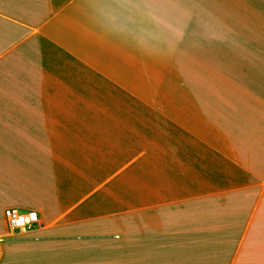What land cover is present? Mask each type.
Here are the masks:
<instances>
[{"label":"crops","instance_id":"1","mask_svg":"<svg viewBox=\"0 0 264 264\" xmlns=\"http://www.w3.org/2000/svg\"><path fill=\"white\" fill-rule=\"evenodd\" d=\"M0 264H264V0H0Z\"/></svg>","mask_w":264,"mask_h":264},{"label":"built area","instance_id":"2","mask_svg":"<svg viewBox=\"0 0 264 264\" xmlns=\"http://www.w3.org/2000/svg\"><path fill=\"white\" fill-rule=\"evenodd\" d=\"M4 218L10 232L25 233L37 223L36 212H22L18 209H7Z\"/></svg>","mask_w":264,"mask_h":264}]
</instances>
